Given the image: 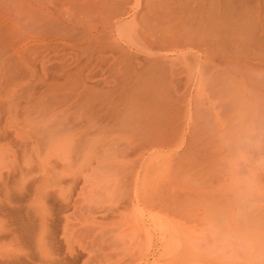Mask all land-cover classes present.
I'll list each match as a JSON object with an SVG mask.
<instances>
[{"label":"rangeland","instance_id":"374dc122","mask_svg":"<svg viewBox=\"0 0 264 264\" xmlns=\"http://www.w3.org/2000/svg\"><path fill=\"white\" fill-rule=\"evenodd\" d=\"M260 59L264 0H0V264H264Z\"/></svg>","mask_w":264,"mask_h":264},{"label":"bare ground","instance_id":"6f19581e","mask_svg":"<svg viewBox=\"0 0 264 264\" xmlns=\"http://www.w3.org/2000/svg\"><path fill=\"white\" fill-rule=\"evenodd\" d=\"M52 18L56 19V21H58L61 25H62V30L64 31L65 29L69 28V23H67V20L66 19H63L61 15H54V14H51L50 15ZM64 17V16H63ZM69 17V16H67ZM206 17V16H205ZM213 18V17H212ZM75 22V21H74ZM73 22V23H74ZM76 23V22H75ZM75 25V24H74ZM73 26V25H72ZM89 26V25H88ZM86 25V27H88ZM85 27V26H84ZM72 28V27H71ZM76 28V27H75ZM87 29V28H86ZM89 29V27H88ZM91 31H89L90 33ZM65 32L62 33V36H64ZM88 33V34H89ZM212 33V32H211ZM216 35V34H215ZM91 37H95L93 35L90 34ZM98 37V36H96ZM213 39V38H212ZM255 39V38H254ZM222 40V39H221ZM257 43V42H256ZM259 43V42H258ZM248 44V43H247ZM263 44V42H262ZM244 45V44H243ZM256 45V44H255ZM258 45V44H257ZM240 46V45H239ZM242 46V45H241ZM259 47V46H258ZM245 48V46H244ZM251 48V47H250ZM252 49V48H251ZM257 50V49H256ZM247 51V50H246ZM253 53V52H252ZM257 53V52H256ZM254 52V58L257 57V55ZM252 56V55H251ZM211 59V64H212V67L214 66L215 67H222L220 61L216 58V57H212L210 58ZM209 59V60H210ZM259 59V58H257ZM203 61V60H202ZM260 62H263L264 63V59H260L259 60V63ZM206 63V62H205ZM210 63V62H209ZM249 63V62H248ZM229 67H230V70H229ZM227 68V66H226ZM219 71V69H216ZM223 70V69H222ZM225 70V68H224ZM228 70L230 73L234 74L235 77H234V81L237 82V77L238 75L241 77V82L243 81V83L240 84V87L244 89L245 91V96H246V100H245V103H249L250 101L251 102H256V104L258 103L257 106H260L259 104L264 101V74H262V70L261 69H250L248 68V66H241V65H229L228 66ZM227 71V70H226ZM216 72V71H215ZM221 72V71H220ZM230 98V97H229ZM227 99V98H226ZM230 100V99H228ZM262 101V102H261ZM250 102V103H251ZM261 107V106H260ZM263 108V107H262ZM245 109V108H244ZM264 109V108H263ZM237 110V109H236ZM235 110V111H236ZM241 112V111H239ZM243 113V111H242ZM264 123V122H263Z\"/></svg>","mask_w":264,"mask_h":264},{"label":"clouds","instance_id":"9594fccd","mask_svg":"<svg viewBox=\"0 0 264 264\" xmlns=\"http://www.w3.org/2000/svg\"><path fill=\"white\" fill-rule=\"evenodd\" d=\"M257 131L250 123L239 124L229 136V144L235 146L240 152H244L255 146Z\"/></svg>","mask_w":264,"mask_h":264}]
</instances>
